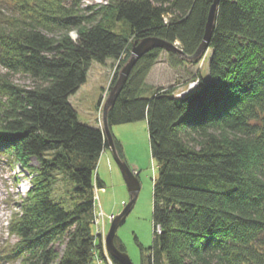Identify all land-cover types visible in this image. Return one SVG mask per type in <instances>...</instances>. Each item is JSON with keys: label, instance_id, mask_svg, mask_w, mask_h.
I'll return each mask as SVG.
<instances>
[{"label": "trees", "instance_id": "1", "mask_svg": "<svg viewBox=\"0 0 264 264\" xmlns=\"http://www.w3.org/2000/svg\"><path fill=\"white\" fill-rule=\"evenodd\" d=\"M84 2L0 0V158L16 157L32 182L9 222L16 241L0 245V264L104 258L95 190L106 188L98 166L109 141L103 127L79 120L70 98L94 62L122 67L136 41L159 38L193 56L214 0ZM163 50L137 60L107 116L111 130L148 123L154 237L147 252L141 247L142 264H264V0H219L207 76L197 71L151 88ZM168 53L179 68L202 58ZM195 79L197 89L176 95ZM116 244L125 251L117 237Z\"/></svg>", "mask_w": 264, "mask_h": 264}, {"label": "rangeland", "instance_id": "2", "mask_svg": "<svg viewBox=\"0 0 264 264\" xmlns=\"http://www.w3.org/2000/svg\"><path fill=\"white\" fill-rule=\"evenodd\" d=\"M110 1L112 0H85L84 3L95 7ZM71 36L76 39L77 33L73 31ZM210 54L211 50L205 52L198 64L187 62L185 66L179 68L171 64L168 51L163 50L147 78V83L151 88H169L189 80L193 72L200 71L203 76H207ZM122 67L120 62L114 60H108L104 65L97 62L92 64L87 82L70 98L71 103L78 110L81 122L101 126L104 129V105L114 87L116 74H120ZM19 82L23 83L21 78ZM112 132L122 142L124 160L140 182L139 194L132 208L123 218V223L119 225L117 238L124 245L125 252L133 264H142L141 247L147 252L153 244L154 237L153 179L156 176V165L150 152L148 123L142 120L115 125ZM29 165L34 168L39 167L38 161L33 157L29 159ZM98 175L106 188L99 189L98 192L95 190L99 197L96 198L98 212H101V220L96 222L98 226L95 228V233L102 240L104 255L106 251L113 259L106 248L105 238L112 219L123 211L131 196L110 149H106L101 156ZM31 187V175L22 162L16 157H11L10 160L7 156H2L0 158V245L4 246L8 242L16 241V238L9 234V222L12 215L19 212V203ZM57 187V193L61 196L65 187L62 182H59ZM57 248L62 250L60 244H57ZM101 260L102 258H96L93 264H105Z\"/></svg>", "mask_w": 264, "mask_h": 264}, {"label": "water", "instance_id": "3", "mask_svg": "<svg viewBox=\"0 0 264 264\" xmlns=\"http://www.w3.org/2000/svg\"><path fill=\"white\" fill-rule=\"evenodd\" d=\"M218 3H219V0H214L210 8L203 42L201 46L199 47V49L197 50V52L193 56H190V57L185 56L183 51L175 43H170L168 41H165L159 38L150 37V38L143 39L141 41H136L133 44V47L131 50V57L129 61L122 67L119 77L117 79V82L112 88L111 94L104 105V116H103L104 133H105L107 140L109 141V148L112 151L114 159L122 172V175L125 179L128 191L131 196L129 203L126 204L123 211L116 217L114 216V218L112 219L109 232L105 238V244H106V248L108 252L120 264H133L129 255L125 251H121L118 248L116 244V237H117V230L121 223V220L125 217V215H127V213L132 208L134 202L136 201V198L140 191V182H139V179L133 173L132 169L127 164V162L121 159L117 153L115 143H114V138H113V132L108 125V120H107L108 111L110 107H112L113 104L115 103V100L122 86L124 85L127 77L129 76L137 60L141 58L143 55H145L147 52L151 51L152 49L161 48L169 52H175L180 55H183L184 57H187L188 59L200 58L202 54L208 49V45H209V42H210V39L213 33L214 24H215Z\"/></svg>", "mask_w": 264, "mask_h": 264}, {"label": "built area", "instance_id": "4", "mask_svg": "<svg viewBox=\"0 0 264 264\" xmlns=\"http://www.w3.org/2000/svg\"><path fill=\"white\" fill-rule=\"evenodd\" d=\"M198 86H199V80L198 79L193 80L189 83V85L186 89L181 91V94L184 95L186 93H189L190 91L196 89ZM102 190H105V189H102ZM98 191H99V189L96 188V192H98ZM97 195H98V193L95 195V198L98 199L99 197ZM99 220H101V212H98V217H97L96 222H98ZM96 226H98V225L96 224ZM98 233H102V232H98ZM105 253L106 254L104 255V258H102L101 262H103V263L105 262V264H115L113 259L108 255V253L106 251H105Z\"/></svg>", "mask_w": 264, "mask_h": 264}, {"label": "bare ground", "instance_id": "5", "mask_svg": "<svg viewBox=\"0 0 264 264\" xmlns=\"http://www.w3.org/2000/svg\"><path fill=\"white\" fill-rule=\"evenodd\" d=\"M199 80V79H198Z\"/></svg>", "mask_w": 264, "mask_h": 264}]
</instances>
